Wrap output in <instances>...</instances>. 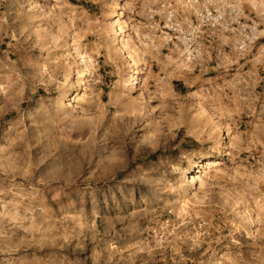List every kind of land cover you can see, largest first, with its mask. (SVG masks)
Segmentation results:
<instances>
[{"label": "rangeland", "instance_id": "1", "mask_svg": "<svg viewBox=\"0 0 264 264\" xmlns=\"http://www.w3.org/2000/svg\"><path fill=\"white\" fill-rule=\"evenodd\" d=\"M161 1L0 0V264H264V0L213 71Z\"/></svg>", "mask_w": 264, "mask_h": 264}, {"label": "built area", "instance_id": "2", "mask_svg": "<svg viewBox=\"0 0 264 264\" xmlns=\"http://www.w3.org/2000/svg\"><path fill=\"white\" fill-rule=\"evenodd\" d=\"M249 2L166 0L161 5L164 23L159 22L158 27L175 50H181L183 45L187 60L192 63H197L205 53L209 57L217 56L222 50L223 37L235 39L239 49L246 51L255 46L262 25L258 18L246 15L244 7Z\"/></svg>", "mask_w": 264, "mask_h": 264}, {"label": "bare ground", "instance_id": "3", "mask_svg": "<svg viewBox=\"0 0 264 264\" xmlns=\"http://www.w3.org/2000/svg\"><path fill=\"white\" fill-rule=\"evenodd\" d=\"M252 2L255 3L256 0L252 1ZM119 10H121L120 7L113 13V15L111 16V18L109 20L108 26L110 28L112 36L115 37V39L118 43V46L120 47V50L123 51L127 55V57L133 61L132 63L134 64L133 65L134 68H133V75H131L132 78L130 80V85L132 87H134L137 84V75L139 74V70H138L137 61L132 57V55L129 52H126V50H125V49H127V46H128V43H126L128 40L126 38H127V36L129 37V34H127L129 29L125 30L124 28H129V26L126 25L123 28L120 27L119 20H120L121 13ZM78 74H79V72H78ZM78 82H79V78L76 79V83H78ZM69 96H70L69 93L65 94L66 99H68L67 97H69ZM220 150H221V152H224V147L222 144L220 145ZM217 164H218L217 160H213V159L205 160L204 163H202L198 166L199 169H197L196 172L198 171L201 173L202 168H208L211 166H216ZM189 178L192 181V183L196 180L195 174H190Z\"/></svg>", "mask_w": 264, "mask_h": 264}, {"label": "crops", "instance_id": "4", "mask_svg": "<svg viewBox=\"0 0 264 264\" xmlns=\"http://www.w3.org/2000/svg\"><path fill=\"white\" fill-rule=\"evenodd\" d=\"M165 1L166 0H162L160 2V4L157 6V9L152 11L153 15H150V19L154 20V22H155V24H157V26H158L159 22L161 24L164 23V15H165V13H164L163 9H161V5L164 4ZM248 4H250V3H248ZM248 4H246V5H248ZM252 18H256V17L253 16ZM221 42H222V50L220 51V53H218L217 56H211L210 62H208V64L206 65V68L209 69V70L213 71V70H216L217 67H224V57L227 56L228 52H233V53H238L239 55H244V54H247V53H249V52L254 50V47H251V48H249L246 51L240 50L239 47H238V41H236L233 38L223 37L221 39ZM167 45L169 47H171L172 44L167 43ZM172 49H173V51H176L174 49V46L172 47ZM222 59H223V61H222L223 63H220L219 60H222ZM214 64L216 65V67L214 66ZM194 65H195V68H196V64H194Z\"/></svg>", "mask_w": 264, "mask_h": 264}]
</instances>
